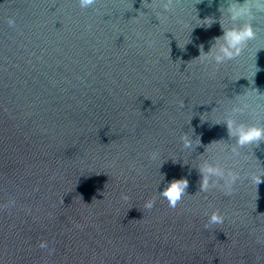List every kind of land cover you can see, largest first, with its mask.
Instances as JSON below:
<instances>
[{"label":"water","instance_id":"95a60500","mask_svg":"<svg viewBox=\"0 0 264 264\" xmlns=\"http://www.w3.org/2000/svg\"><path fill=\"white\" fill-rule=\"evenodd\" d=\"M150 2L0 0V264H264V177L250 178L264 143L232 158L221 123L228 99L264 94V49L209 76L195 59L223 35L226 0H178L162 24ZM203 160L239 174L230 194L200 192ZM176 179L188 196L170 208L159 192ZM213 212L224 223L206 229Z\"/></svg>","mask_w":264,"mask_h":264},{"label":"clouds","instance_id":"9594fccd","mask_svg":"<svg viewBox=\"0 0 264 264\" xmlns=\"http://www.w3.org/2000/svg\"><path fill=\"white\" fill-rule=\"evenodd\" d=\"M177 2L178 0H155L156 6L150 8L146 7V9L153 10L155 19L159 21V24H162L168 20V14L174 12ZM78 3L81 9H88L96 3V0H78ZM153 3L154 0H151V2L147 4L153 5ZM219 11L220 18L218 22L221 25L223 35L215 39L207 52L203 51V48H201L198 59H195L207 70V74L212 77H214L225 64L237 60L245 52L255 58L257 52L260 49H264V47H256L254 50L252 48V42L257 41L258 33L264 30V0H243V3H241L240 0H226V3L221 5ZM143 14L144 13H140L139 15ZM194 20L195 23L199 22V26L204 25L208 27L217 22L212 17L200 20L197 18L196 14ZM8 26L12 29L16 27L15 18L10 17L8 19ZM193 29L194 28L191 29V32ZM146 43H148L149 46L151 45L150 41ZM253 67L255 69L253 74L254 77L258 70L255 65V59ZM253 90L255 92L254 97H252L247 90L243 95H237L233 99H228L229 104L224 106L221 123L227 126L229 137L234 140V143L229 144L227 148L232 158L239 157L241 155V149H252L254 146H259L261 143H264V126L250 124L238 119L244 114H247L253 119H258L260 114L264 113V104L258 102L264 101V94H258L255 89ZM253 99L255 100V104L249 102ZM181 107H184V103ZM180 142L182 149L190 154H192L200 144V140L199 143H197L196 139L192 138V134L184 132L180 136ZM147 158L150 161L164 160L159 150L148 153ZM196 167L199 169L202 176L200 185L201 193H207L210 189L219 186L224 189L226 194H230L232 186L240 179L238 173L219 163H211L207 160H203ZM262 177H264V173L253 175L250 178L258 184L261 182ZM187 188V179H176L168 183L167 187L159 192V195L168 202L170 208H175L178 203L188 196L186 192ZM155 203L156 201L154 199H148L144 202V208L151 210L155 206ZM16 204V199L10 196L4 201L2 207L11 211L16 207ZM223 223L224 216L218 212H213L208 218V223L205 225V228L207 229L210 225H219ZM40 247L42 249H48L49 254L53 251L49 248L48 241H41Z\"/></svg>","mask_w":264,"mask_h":264}]
</instances>
